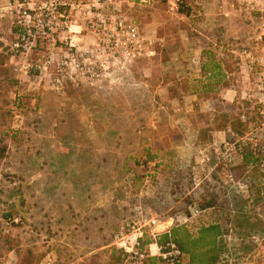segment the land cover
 <instances>
[{
  "label": "rangeland",
  "instance_id": "374dc122",
  "mask_svg": "<svg viewBox=\"0 0 264 264\" xmlns=\"http://www.w3.org/2000/svg\"><path fill=\"white\" fill-rule=\"evenodd\" d=\"M7 1L0 0V16L11 22L0 26V264H131L114 236L140 217L156 221L146 247L175 225L194 234L226 221L223 263L264 264V96L256 71L231 53L243 45L259 53L251 42L256 16L241 0H76L71 31L81 54L97 56L104 70L88 80L66 66L59 92L52 80L66 48L44 45L12 60ZM97 14L106 25L111 15L134 25L152 56L142 51L122 69L102 54L91 28ZM212 42L238 100L218 99L225 123L214 120L217 112L193 110L187 96ZM50 58L39 74L34 67ZM244 113L241 137L208 145L212 127L236 124ZM244 150L260 159L258 168L243 165Z\"/></svg>",
  "mask_w": 264,
  "mask_h": 264
},
{
  "label": "built area",
  "instance_id": "2783aa9c",
  "mask_svg": "<svg viewBox=\"0 0 264 264\" xmlns=\"http://www.w3.org/2000/svg\"><path fill=\"white\" fill-rule=\"evenodd\" d=\"M139 5L148 4L149 0H135ZM243 10L249 16H256V34L252 37V44L258 52L243 45L236 52H232L240 61L256 71L260 89L264 90V0H241ZM3 10L12 16L13 40L8 45V54L12 60H25L37 48L44 45L50 48L64 46L66 52L63 60L57 64V75L52 80V86L56 92L63 88L65 79L64 67L72 66L76 72L88 80L98 79L102 76L98 66V57L93 55L86 57L81 54L78 47V39L71 31V14L81 10V4L76 0H8ZM174 10L177 11L176 6ZM96 20L92 23V33L97 42L96 49L108 58L118 60L122 69L134 59L143 56L150 57L153 52L150 45H145V40L140 37L138 29L127 24L124 20L112 15L108 17L106 25L103 16L94 15ZM95 19V18H94ZM52 63V58L34 69L39 74L47 71V65ZM197 63V62H193ZM24 69L31 68L23 67ZM107 75V74H104ZM69 80H73L68 77ZM9 224L17 223V220H9ZM154 218L140 217L131 219L122 224L118 233L114 236L115 245L125 254L131 264H141L149 258H157L168 264H173L181 258L180 251L171 242H166L159 247L156 244L144 246L142 241L146 235V229L155 227Z\"/></svg>",
  "mask_w": 264,
  "mask_h": 264
},
{
  "label": "trees",
  "instance_id": "16d2710c",
  "mask_svg": "<svg viewBox=\"0 0 264 264\" xmlns=\"http://www.w3.org/2000/svg\"><path fill=\"white\" fill-rule=\"evenodd\" d=\"M211 40V39H210ZM213 41V40H212ZM220 50L224 53L228 50L227 42H220ZM216 43L207 44L206 48L201 51V78L198 81L187 83V96H196L198 101L206 98H218L217 95L224 90H230V71L228 63L218 57ZM219 48V47H218ZM219 51V50H218ZM226 53V51H225ZM260 93L264 96V90L260 89ZM238 101V100H234ZM241 101V100H240ZM245 102H240L243 105ZM254 109L260 111L259 106H254ZM262 111V110H261ZM217 112V113H216ZM214 115V120L223 121L225 123L224 115L220 114L218 110ZM261 113V112H260ZM247 113L240 114V119L236 124L229 125L232 136L241 137L243 128L248 120ZM247 121V122H246ZM221 129L220 125L212 127V131ZM203 133V132H202ZM200 134V131L198 132ZM199 137V136H198ZM211 138V137H210ZM210 140V139H209ZM5 147L0 139V163L4 160ZM145 158H143L144 163ZM243 165L251 164L258 168L260 159L251 151L244 150L242 154ZM260 181L264 182V174L259 175ZM258 193V191H256ZM205 207H212L214 202H206ZM228 235L226 228V221H215L207 226L199 227L194 234H191L184 226H173L167 233L157 237L156 244L164 245L171 241L181 253V258L176 260L173 264H224L222 257L225 252V245L223 238ZM144 243H147L145 241ZM121 254V252H119ZM141 264H168L157 258H149Z\"/></svg>",
  "mask_w": 264,
  "mask_h": 264
},
{
  "label": "crops",
  "instance_id": "0c3cea01",
  "mask_svg": "<svg viewBox=\"0 0 264 264\" xmlns=\"http://www.w3.org/2000/svg\"><path fill=\"white\" fill-rule=\"evenodd\" d=\"M9 24L11 23L6 16L2 15V18L0 16V26H3L5 24ZM240 26V25H239ZM248 25L243 24L242 27L245 28H249ZM257 26V25H256ZM252 28V27H251ZM252 30V29H250ZM226 53H228V50H226ZM238 61H240L239 59H237ZM243 62V61H240ZM199 75L196 76V78H201V73H198ZM257 75V74H256ZM253 77V76H252ZM241 78V77H240ZM256 78V77H255ZM244 79V78H242ZM245 80V79H244ZM256 81H258V78H256ZM259 82V81H258ZM235 91L232 90H224L221 91L218 95H217V99L215 100L214 98H206L202 101H198L196 96H190L188 98V101H195L194 103L189 102V106L193 109V110H199L210 115L216 112V103L218 102V99L220 101V103L218 104H223L222 102L225 103H233V101L235 100ZM220 114L222 113L220 110L218 111ZM198 133V132H197ZM211 134V138L208 141V145L210 146H215V145H221L222 143H224V141L229 138L230 136H232V132L230 131V127H226L223 126L221 129L215 130L210 132ZM194 144H196L195 142L199 139L198 136H194Z\"/></svg>",
  "mask_w": 264,
  "mask_h": 264
}]
</instances>
